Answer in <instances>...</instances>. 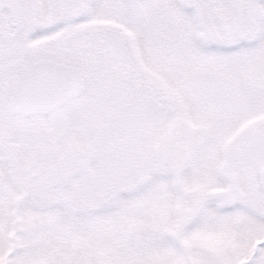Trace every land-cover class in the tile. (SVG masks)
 <instances>
[{
  "label": "snow or ice",
  "instance_id": "snow-or-ice-1",
  "mask_svg": "<svg viewBox=\"0 0 264 264\" xmlns=\"http://www.w3.org/2000/svg\"><path fill=\"white\" fill-rule=\"evenodd\" d=\"M0 264H264V0H0Z\"/></svg>",
  "mask_w": 264,
  "mask_h": 264
}]
</instances>
